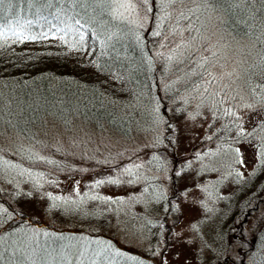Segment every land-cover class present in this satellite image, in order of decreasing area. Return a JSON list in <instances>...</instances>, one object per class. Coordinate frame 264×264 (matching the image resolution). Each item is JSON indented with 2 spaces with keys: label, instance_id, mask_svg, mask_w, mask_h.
<instances>
[{
  "label": "rangeland",
  "instance_id": "374dc122",
  "mask_svg": "<svg viewBox=\"0 0 264 264\" xmlns=\"http://www.w3.org/2000/svg\"><path fill=\"white\" fill-rule=\"evenodd\" d=\"M109 1L113 21L136 40L123 46L145 54L124 72L103 73L104 97L128 126L74 119L47 120L29 135L0 130V214L21 206L58 229L78 227L93 241L108 237L91 254L74 250L76 259L88 258L85 264H98L93 257L105 251L139 264H258L264 257V31L256 38L229 33L222 12L205 0ZM68 26L44 32L61 44L75 31ZM10 28L8 36L26 41ZM77 28L85 37L86 27ZM90 47L81 46L87 53ZM221 111L240 136L211 133ZM11 186L37 209L15 202ZM53 208L104 211L112 224L72 217L59 223ZM112 240L129 250L109 246Z\"/></svg>",
  "mask_w": 264,
  "mask_h": 264
},
{
  "label": "trees",
  "instance_id": "16d2710c",
  "mask_svg": "<svg viewBox=\"0 0 264 264\" xmlns=\"http://www.w3.org/2000/svg\"><path fill=\"white\" fill-rule=\"evenodd\" d=\"M205 2L211 9L222 12V26L233 35L256 38L264 31V0ZM110 6L109 0H5L0 4V26L15 28L17 21H33L31 25L25 23L19 30L25 35L37 37L26 41L8 34L0 37V130L29 135L47 120L67 125L74 119L92 123L105 121L110 126L122 129L128 126L129 119L117 114L104 97L103 73L111 69L124 72L138 62L139 56L145 54L142 47L137 53L123 46L124 42L134 44L136 40L127 29L128 26L113 21ZM53 25H73V36L70 33L64 35V42L58 44L53 42V35H41ZM76 26L87 29L83 43L79 40L77 30L80 29ZM115 33L120 34V37L115 38ZM83 44L91 45L89 49L92 52L87 53L86 49H82ZM72 46L77 53L73 52ZM125 55V59H121ZM217 117L220 125L214 126V122L209 125L214 136L226 140L225 136L231 131L240 136V131H235V120L229 118L227 113L221 111ZM4 186L6 190L9 187ZM10 192L18 204L31 203L37 209L29 199L24 200L23 195L17 194L14 187L11 186ZM45 206L46 202L43 214L47 215ZM6 209L9 210L0 214V264H85L88 258L78 256L76 259L74 250L80 247L86 254H91L95 248L104 245L105 238H108L104 236L102 240L93 241L78 227L71 229L65 225L69 229L62 226L58 229L52 220L47 222L40 219L21 206L10 205ZM51 212L59 223L64 222L65 217H72L73 220L112 224V219L104 211L89 214L85 209H75L69 213L68 210L53 208ZM40 226L47 230L45 234L38 230ZM262 237L264 223L261 240L264 239ZM150 240L154 245L157 239ZM109 246L129 250L117 240H112ZM129 252L135 253L133 250ZM96 253L99 255L93 258L98 264H139L136 259L128 261L115 258L106 251ZM247 254H251L255 263V255L252 252ZM257 260L258 264H264V257ZM243 262L241 259L238 264H245ZM154 264L159 263L155 260Z\"/></svg>",
  "mask_w": 264,
  "mask_h": 264
},
{
  "label": "snow or ice",
  "instance_id": "6c2138e0",
  "mask_svg": "<svg viewBox=\"0 0 264 264\" xmlns=\"http://www.w3.org/2000/svg\"><path fill=\"white\" fill-rule=\"evenodd\" d=\"M5 2V0H0V4H3ZM28 24L31 25L33 23V21H25L24 23H21L20 21H17V25L15 28H10L11 34L13 36H17L18 38H22V39H31V40H35L37 39L36 36H28L25 35L22 31H19V29H22L24 27V24ZM77 24H79V21L76 22ZM79 31V30H77ZM7 35V31L5 30V26H0V37H5ZM42 36L47 37V33H41ZM63 39V38H62ZM85 37L83 35V33L79 34V40L81 43H83Z\"/></svg>",
  "mask_w": 264,
  "mask_h": 264
}]
</instances>
